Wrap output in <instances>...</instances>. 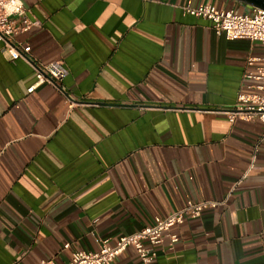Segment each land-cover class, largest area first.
<instances>
[{"label": "crops", "instance_id": "crops-1", "mask_svg": "<svg viewBox=\"0 0 264 264\" xmlns=\"http://www.w3.org/2000/svg\"><path fill=\"white\" fill-rule=\"evenodd\" d=\"M12 43L62 62L60 88L0 41V264H67L99 239L215 200L148 264H264V122L231 123L257 92L264 45L227 39L186 6L235 0H22ZM18 24L23 16L15 18ZM255 58L251 65L249 58ZM66 244H70L67 248ZM114 264H145L132 247Z\"/></svg>", "mask_w": 264, "mask_h": 264}, {"label": "built area", "instance_id": "built-area-1", "mask_svg": "<svg viewBox=\"0 0 264 264\" xmlns=\"http://www.w3.org/2000/svg\"><path fill=\"white\" fill-rule=\"evenodd\" d=\"M251 13H239L234 9H221L213 3H205L198 6H186L185 12L202 17L210 21L215 33L224 35L227 39L246 38L258 41L264 45V10L252 7ZM23 16L24 21L18 24L16 17ZM33 22L27 17L22 0H0V41L4 42L7 51L13 60L23 58L30 62L36 73V82L28 91L33 92L38 85L51 84L60 88L63 79L67 75V69L62 62L40 64L29 56V47H18L12 43L14 36L27 30ZM255 58H249L251 65ZM262 81L258 85L257 92L240 91L235 103L225 109L229 122L232 124L238 120L250 121L258 119L264 122V65L257 75H252ZM221 202L215 200H193L170 213L165 217H156L155 221L133 233L122 235L114 244L111 239L101 237L97 250L74 251L71 260L67 264H114L116 258L129 247L138 253L143 263H150L156 256L155 247L163 241L165 236L170 239V248L174 249L179 241V236L171 232L172 227L182 225L188 218H197L203 210L217 207ZM66 244L65 247H69ZM40 264H58L54 259H43Z\"/></svg>", "mask_w": 264, "mask_h": 264}, {"label": "water", "instance_id": "water-1", "mask_svg": "<svg viewBox=\"0 0 264 264\" xmlns=\"http://www.w3.org/2000/svg\"><path fill=\"white\" fill-rule=\"evenodd\" d=\"M251 7H256L264 10V0H235Z\"/></svg>", "mask_w": 264, "mask_h": 264}]
</instances>
